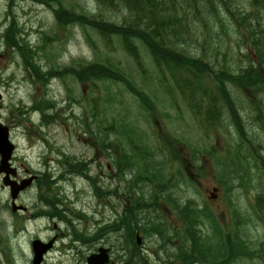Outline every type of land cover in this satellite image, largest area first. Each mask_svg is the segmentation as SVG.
I'll list each match as a JSON object with an SVG mask.
<instances>
[{
  "label": "rangeland",
  "instance_id": "obj_1",
  "mask_svg": "<svg viewBox=\"0 0 264 264\" xmlns=\"http://www.w3.org/2000/svg\"><path fill=\"white\" fill-rule=\"evenodd\" d=\"M94 9L93 0H0V116L10 128L16 147L15 164L55 182L48 196H57L58 210L69 217L67 221L78 218L81 228L82 241L75 244L73 254L57 262L86 264L84 258L103 246L109 248L112 264H126L130 254L119 238L127 239L128 235L125 230L124 235L115 231L128 227L130 232L129 223L136 215L134 231L140 230L142 244L136 246L133 234L131 261L163 264L168 257H179V248L193 244L185 236L179 215L188 208L196 252L203 256L198 257V264H264V213L256 207L257 197L264 196L262 164L253 158L244 162L242 148H248L236 145L237 135L227 130L228 122L221 121L220 126L209 129L167 75L166 84L161 83L163 74H159L143 45L135 42L146 72L142 74L117 37L102 38L91 27L77 23L60 25L54 15L62 10L91 17ZM106 11L101 12L102 19L112 21L106 18L110 15L120 20L119 11L109 10V15ZM10 22H14L24 43L41 45L40 41H47L45 53H39V57L56 73L47 87L25 79L15 50L5 43ZM221 40L219 49L227 48L225 56L207 54L211 60L217 56L228 72L235 73L238 67L255 62L239 35L225 30ZM194 49L191 45L193 54ZM88 64L115 69L131 87L123 79L114 83L78 81L68 72L64 74L66 67L76 70ZM226 86L242 108L239 116L247 133L264 140V129L254 122L248 105L253 93L231 83ZM146 94L153 102L148 111L140 105V97L145 99ZM259 97L264 114V96ZM40 101L48 102L49 108L30 110L33 102ZM43 114L52 120L41 123ZM71 164L83 165L84 171L73 172L68 167ZM23 174L20 168L19 177ZM30 190L20 195L17 205L34 206V196L40 193ZM143 202L147 205L141 208ZM9 205L8 189H0V237L9 249L7 255L6 248L0 246V263L5 264L3 253L9 258L13 250L14 264H30L29 238L51 236L49 223L25 220L17 227L15 240ZM144 225L163 226L166 244L162 249L160 237L145 233ZM45 226L49 227L46 232ZM106 228L113 232H108L105 240L92 238L106 233ZM79 254L81 260L76 257ZM53 255L57 258V253Z\"/></svg>",
  "mask_w": 264,
  "mask_h": 264
},
{
  "label": "trees",
  "instance_id": "obj_2",
  "mask_svg": "<svg viewBox=\"0 0 264 264\" xmlns=\"http://www.w3.org/2000/svg\"><path fill=\"white\" fill-rule=\"evenodd\" d=\"M93 1L96 8L93 16L88 18L86 15H76L68 11L62 13V10H58L54 12L56 21L63 26L77 23L82 27H91L102 38L117 37L142 74L145 69L135 42L143 45L148 50L159 74H163L161 77L164 80L161 83L166 84L167 75L185 103L195 111L196 115L203 117V123L209 129L220 126L221 121L228 122L227 130H234V134L237 135L234 141L236 145H245L249 150L242 148L246 155L244 162L253 158L256 163L262 164L264 170V140L259 135L247 133L239 116V108H242L226 86V83H231L237 89L253 93L248 104L249 109L254 122L264 129V114L261 111L259 97L264 96V0ZM118 7L119 10H117ZM105 10H107V15H109V10L119 11L122 13L120 20L116 21L110 15L106 18L112 21L102 19L104 14L102 15L101 12ZM225 30L239 35L243 45L250 48L255 58V62L251 61L244 68L238 67L235 73L228 72L224 65L219 64L217 56L211 60L207 54L218 52L225 56L224 51L227 48L225 47L223 51L219 49ZM19 37V30L14 22H10L5 35L6 45L13 52L15 50L24 68L26 75L24 76L31 83L46 87L56 74L48 66V62L44 61L42 64L39 57V53H45L44 46L47 41L44 39L40 41L41 45H29ZM191 45L196 47L193 50L195 54L190 51ZM212 61L219 66V69H215L216 65L212 64ZM65 72L78 81L111 80V83H114L123 79L127 87H131L124 75L102 64H88L76 70L72 69V66L66 67L64 74ZM205 79H207V84L204 83ZM170 88L169 90L173 89ZM146 96L148 95H145V99L140 97V105L142 108L145 105L144 110L148 111L152 108L153 102ZM48 104V102H33L30 110L44 111V108H49ZM201 108H204V113H201ZM41 122L47 124L50 119H46L43 114ZM226 156L230 157L231 153L227 152ZM68 167L75 173L84 171L83 165L71 164ZM256 201V207L264 213V196L257 197ZM145 205H147L146 202H143L140 207L143 208ZM188 213V208H185L179 212V215L184 223L185 236L193 244L179 248V257H168L169 261L163 264H198L200 262L198 257L203 258V256H197L193 223H189L191 218ZM135 217L136 215L133 217L135 221L132 224L129 223L131 237L135 229L134 225L137 224ZM145 226H143L145 233L160 237L162 249V246L166 244L163 226L157 225L154 228ZM128 248L130 258H132L134 255L130 247ZM164 252L167 253V249L164 248Z\"/></svg>",
  "mask_w": 264,
  "mask_h": 264
},
{
  "label": "flooded vegetation",
  "instance_id": "obj_3",
  "mask_svg": "<svg viewBox=\"0 0 264 264\" xmlns=\"http://www.w3.org/2000/svg\"><path fill=\"white\" fill-rule=\"evenodd\" d=\"M47 161H52L50 159H47ZM10 165L15 170V177L12 179L13 181L20 182L21 180L29 177H34L32 181L30 182V185L27 189H31L30 191L34 190L35 192H39L40 194L37 196H34V206L31 208L24 207V210L19 211H12V226L15 230V235L17 239L16 234L19 229L20 224L24 223L25 220H31V219H43L44 221H47V225L49 223L51 236H40L35 235L29 238V245H30V251H31V257L33 258V249H32V242L34 240H40L43 244L50 243V248L42 255V263L41 264H59L57 260L60 259H69L68 257L73 254V251L76 249L75 244L82 241L81 237V228H78L77 222L72 221L74 218H71L73 215L71 214V219L67 221L69 217L67 215H64L63 212L58 210L57 206H59V200L57 196H53L54 198H50L48 194L53 193L51 190L52 184L55 182H52L50 179H44L34 173L31 172V170L24 167L22 164H18L16 166L14 158L11 159ZM20 168L23 170L24 174L19 177V170ZM3 175H0V182ZM51 181V182H50ZM3 189V187H1ZM27 189L25 191H27ZM23 191V192H25ZM45 192L44 196L42 195ZM18 201V200H17ZM63 224V222L69 224L70 226L68 228L62 229L57 223ZM46 225V226H47ZM44 227L43 231H48L49 227ZM108 232H111L110 228H106V233H101V236H104L103 238L98 237H92L95 241H102L106 239V234ZM100 248H106L109 250L108 247L98 246L96 250L89 253V255H94L97 253L98 249ZM59 251L61 254H59ZM71 251V254H70ZM110 251V250H109ZM108 251V253H110ZM54 253H57V258H53L55 255ZM88 255V256H89ZM86 256L84 259L86 260ZM79 260H81V254L77 255ZM32 258L30 259V264L32 263ZM57 262V263H56ZM126 264H129L128 261Z\"/></svg>",
  "mask_w": 264,
  "mask_h": 264
},
{
  "label": "water",
  "instance_id": "obj_4",
  "mask_svg": "<svg viewBox=\"0 0 264 264\" xmlns=\"http://www.w3.org/2000/svg\"><path fill=\"white\" fill-rule=\"evenodd\" d=\"M13 151V145L10 143L8 139V129L6 127H3L0 125V173L5 172L8 176L9 173L14 175V172L9 169L8 167V160L11 156V153ZM8 177H6L7 179ZM6 179L4 180V184L10 185V192L11 197L14 199L17 195V193L20 190H23L25 187L28 186L30 181L32 179H29L27 181H23L20 186H18L15 182H7ZM13 210H15V207H13ZM137 242L140 243V239H137ZM49 248V245H44V247L41 246L39 241H35L33 243V252H34V259L32 264H39L41 260V255L45 252L46 249ZM102 252L100 255H94L87 259L88 264H105L108 263V257L106 255V250H101Z\"/></svg>",
  "mask_w": 264,
  "mask_h": 264
},
{
  "label": "bare ground",
  "instance_id": "obj_5",
  "mask_svg": "<svg viewBox=\"0 0 264 264\" xmlns=\"http://www.w3.org/2000/svg\"><path fill=\"white\" fill-rule=\"evenodd\" d=\"M94 5H95V2H94ZM88 18H89V17H88ZM72 221H74V222H78V218H75V219H73ZM69 226H70L69 224L63 222L61 228L64 229V228H68ZM135 242H137V241H135ZM197 256H198V254H197ZM131 259H132V258H129V259H128V263H129V264H133V262L131 261Z\"/></svg>",
  "mask_w": 264,
  "mask_h": 264
}]
</instances>
